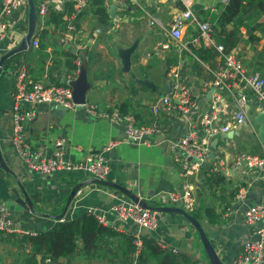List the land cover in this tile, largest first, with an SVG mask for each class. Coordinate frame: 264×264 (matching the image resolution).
I'll list each match as a JSON object with an SVG mask.
<instances>
[{
    "label": "crops",
    "instance_id": "crops-1",
    "mask_svg": "<svg viewBox=\"0 0 264 264\" xmlns=\"http://www.w3.org/2000/svg\"><path fill=\"white\" fill-rule=\"evenodd\" d=\"M32 1L36 6L39 0ZM222 2L223 0H195L193 11L200 20L207 21L211 26L217 25L216 15L219 9L224 8ZM85 6L87 5H82L79 11L85 10ZM177 8L178 3L163 4L156 15L166 24ZM107 9L108 3L105 0V10ZM150 12L154 13L152 10ZM234 13L238 15L239 9ZM143 18L138 11H127L126 19L114 30L108 23L99 27L91 14L82 15L73 25L74 29L78 28L77 33L68 32L66 25L55 30L48 24L37 34V49L28 46L24 51L6 59L8 64L3 66L2 63L0 160L9 173L0 167V207L5 208L11 218L12 229L35 234L48 230L56 222L53 218L62 213L72 188L80 185L63 214V220L75 219L88 210H94L103 217L104 226L120 233L136 234L134 225L119 221L110 210L114 205L129 201L116 190L102 186L88 189L86 184L91 178L79 172L57 171L51 176H43L28 171L17 160L10 146V96L14 81L12 67L14 64H21L29 79L44 86L64 85L78 78L83 79L86 86L84 105L73 110H61L47 104L22 105L23 111L32 113L31 119L22 126L23 141L29 149L49 155L54 140L61 138L63 159L76 162L87 155L100 153L108 143L116 142L113 148L102 153L109 169L105 181L134 192L149 208L180 209L189 216L194 213L197 218L195 220L219 261L222 264H232L242 243L250 237L243 224V210L252 205H264V142L258 137L264 129L263 106L251 93L245 92L244 123L235 131L215 137L211 154L212 159L221 164L217 175L223 179L222 183L209 185V177L213 175L209 174L210 164L207 162L189 180L195 194L192 211L186 212L180 204H169L168 195L179 193L184 181L177 174V166L172 161L175 153L169 151V143L176 142L183 134L186 122L180 116L162 110L153 115L150 106L169 92L165 74L168 68L175 67L191 93L196 109L204 110L209 93L202 95L199 90L205 77L203 65L212 66L215 60L212 58L208 64L197 63L192 56H195L196 50L189 54L178 50L173 42H168L171 47L167 53L160 52L156 48L159 42L153 46L149 44L150 39L152 41L155 36L151 30L158 32V29L148 27ZM92 24L94 27L89 29ZM225 28L231 29L228 26ZM241 31L242 41L235 47L239 49L242 63L246 70L260 72L262 70L255 67L253 62L256 54L264 47V36L250 45L243 42L246 33ZM26 32V18L16 21L0 44V58L18 46ZM192 35L193 28L189 25L184 30L182 43L185 44ZM112 36H117L114 41ZM133 42H136V46L129 58L130 71L137 79L145 78L153 85L154 90L134 84L128 74L120 72L117 50L126 49ZM262 73L264 74L263 71ZM123 104H127V107H122ZM91 107L95 114L109 115L118 111L123 117L133 119L135 125L155 122L160 126V134L154 136L147 146L125 142L123 122H109L95 117L89 113ZM231 110L232 106H229L228 115ZM244 150L252 155L250 157L257 156L263 161L261 169L247 168L244 164L239 167L233 165L234 158L239 156L234 153H242ZM16 180L32 203L33 214L22 210L10 199L13 188L21 198ZM207 209L210 216H218L216 224L208 223L205 217ZM157 212L155 230L141 231L138 238L150 236L167 252L184 255L194 264H209L193 227L180 214ZM262 226L264 228V224ZM21 240L22 237L17 234L10 238L0 234V264H23L28 251L25 253L26 248ZM118 245L115 240H111L108 252H116ZM79 253L78 245L73 257L45 264H108L106 261L78 260ZM36 260L39 264L40 259Z\"/></svg>",
    "mask_w": 264,
    "mask_h": 264
},
{
    "label": "built area",
    "instance_id": "built-area-1",
    "mask_svg": "<svg viewBox=\"0 0 264 264\" xmlns=\"http://www.w3.org/2000/svg\"><path fill=\"white\" fill-rule=\"evenodd\" d=\"M114 6V12L109 18L110 28L117 30L126 13L139 12L145 18L148 27H156L162 42L156 45L162 53L169 51L168 42H173L178 50L192 54L193 50L209 49L214 52V65H203L205 77L200 84V93L208 95L206 108L198 111L196 104L187 86L179 74L177 68L170 67L166 72L169 92L164 94L150 106V112L156 115L159 111L174 113L186 122L183 134L174 143H169V151L174 152L173 163L177 166V174L183 179L179 193L168 195L167 201L171 205L180 204L186 212L192 211L194 206V188L192 182L201 165L210 164L209 174L219 172L220 162L212 159V145L217 135H223L235 131L245 121V92L253 95L255 100L262 104L264 110V66L262 71H248L240 58V52L234 47L229 52H224L223 46L212 36L210 24L200 20L193 11L195 0H106ZM229 0H223L224 7ZM73 3V10L79 11L84 5V0H39L34 5L35 31L29 46L38 48L37 34L42 32L45 24V16L48 10L60 12L63 5ZM178 3L177 8L168 23L163 24L156 15L160 6L167 3ZM154 10L152 14L150 11ZM126 12V13H123ZM27 0H1L0 3V44L7 36V31L16 21L27 20ZM72 24H67L68 32L73 31ZM193 28V35L183 44L182 37L187 26ZM34 34H36L34 36ZM264 42V39H263ZM194 60L201 63L193 54ZM12 75L14 76L11 91V123L10 146L17 160L31 172L43 176H51L57 171L79 172L88 175L91 179L105 181L109 173L107 160L102 155L113 148L117 143H108L100 153L87 155L82 160L69 162L63 159L61 150L63 140H54L53 149L49 155H43L41 151L29 149L23 141L22 126L25 121L31 119L32 113L23 111L22 105L47 104L60 107L64 110H73L77 105L72 102L70 82L64 85L44 86L39 82H33L28 78L21 64H14ZM232 106L230 115L228 108ZM89 113L95 117L103 118L109 122H123L124 141L136 145L147 146L154 136L160 134V126L155 122L147 125H135L130 117H121L117 112L112 114H95L94 108H89ZM226 117V118H225ZM225 118V119H224ZM194 119V122L192 120ZM244 164L247 168L261 169L263 161L257 157L245 155L236 156L233 165L239 167ZM217 165V166H216ZM112 210L121 222L135 226V247L139 248L138 233L151 232L157 226L158 212L143 209L130 201L114 205ZM97 223L104 225L103 217L94 210H88ZM242 220L250 237L245 240L239 253L232 260V264H262L264 251V205H252L242 212ZM63 219L58 222H62ZM0 234L11 237L14 234L22 237L30 233H22L12 229V221L5 208L0 207ZM26 253V250H25ZM48 262V261H46Z\"/></svg>",
    "mask_w": 264,
    "mask_h": 264
},
{
    "label": "trees",
    "instance_id": "trees-1",
    "mask_svg": "<svg viewBox=\"0 0 264 264\" xmlns=\"http://www.w3.org/2000/svg\"><path fill=\"white\" fill-rule=\"evenodd\" d=\"M234 2L237 0H229L224 9L232 7ZM84 4L87 6H85V10H80L81 12H75L72 9L73 3L69 2L63 5L60 12L48 10L45 24H51L56 30L59 26L68 23L75 25L82 15L88 14L94 17V21L99 27L109 24L110 17L105 10V0H84ZM152 11L154 12L153 9ZM239 13V16L242 13L243 15L233 22L231 29H226L221 25H210L212 36L223 46L224 52H229L238 44L240 28L245 29V41L250 45H254L261 36H264V19H259L264 15V0H248L245 10L240 8ZM39 37H41L40 34ZM256 55L253 63L255 67L262 70L264 47ZM195 56L200 62L208 64L214 57V52L209 49H197ZM6 64H8V60L3 62V66ZM121 106L126 108L127 104ZM118 115L123 117V114L119 112ZM222 180L219 175L215 174L209 177L208 182L209 185L211 183L219 184L222 183ZM208 212V209L205 210L208 223L216 224L218 216H210ZM190 215L197 219L194 213ZM111 240H115L119 244L116 252L107 250L111 245ZM21 241L28 251V256L24 259L23 264H37L36 258L40 259L39 264H45L46 261L53 263L59 259L73 257L78 245L80 253L77 258L81 261H106L108 264H121V262L124 264H194L184 255L167 252L150 236L139 237L140 246L136 248L133 235L120 233L111 227L101 225L87 212L75 219L55 222L48 230L26 234L22 236Z\"/></svg>",
    "mask_w": 264,
    "mask_h": 264
},
{
    "label": "water",
    "instance_id": "water-1",
    "mask_svg": "<svg viewBox=\"0 0 264 264\" xmlns=\"http://www.w3.org/2000/svg\"><path fill=\"white\" fill-rule=\"evenodd\" d=\"M27 8H28L27 32H26L24 38L20 41V43L18 44V46L16 48L7 52L2 58H0V69H1V65H2L4 60L8 59L10 56H12L14 54H17L21 51H24L29 46L30 40L33 37V31H34V27H35L36 17H35V10H34V5H33L32 0H27ZM113 11H114V6H112L111 4H108L107 14L110 18L113 15ZM135 46H136V42H133L128 48L117 50V55H118L120 65H121L120 72H122L123 74H128L130 80L134 84L148 88L150 90H154L153 85L150 82H148L145 78L137 79L135 77V74L132 71H130L129 58H130V55L132 54ZM70 87H71L72 102L77 106L84 105V95H85V91H86V86H85L83 79L78 78L74 82L71 81ZM57 108L62 110V108H60V107H57ZM258 137H259L260 141L264 142V129L258 134ZM0 167H1V170H3L6 173H9V171L6 170V168L2 165L1 160H0ZM86 185L89 187L88 189L97 188L99 186L112 188V189L116 190L117 192H119L122 196L127 198L130 202L137 204L139 207H141L143 209H150V210H155V211H159V212H163V213L169 212V213L180 214L196 231L198 238H199V241H200L202 248L206 254V257H207L209 264H222L219 261V259L216 255V253L214 252L213 248L209 244L208 240L206 239L199 223L195 219H193V217L189 216L187 213L183 212L182 210L174 209V208H170V209H168V208H166V209L165 208H149L148 206H146V204L143 201L138 199V197L136 196V194L134 192L127 191V190H125L119 186H116V185L109 183V182H106V181H97V180L91 179V180L87 181ZM16 186L19 188V190L21 192L20 193L21 198L17 194L16 190L13 188V189H11L10 199L17 206H19L22 210L29 211L33 214L34 210L32 208V203L26 197L24 190L20 187L17 180H16ZM80 187H81L80 185H76L72 188V191L69 194V196H68V198L64 204V208H63L62 213L60 215L54 217L53 218L54 221L58 222L59 220L62 219L63 214L66 211L69 203L71 202L75 193L79 190Z\"/></svg>",
    "mask_w": 264,
    "mask_h": 264
},
{
    "label": "rangeland",
    "instance_id": "rangeland-1",
    "mask_svg": "<svg viewBox=\"0 0 264 264\" xmlns=\"http://www.w3.org/2000/svg\"><path fill=\"white\" fill-rule=\"evenodd\" d=\"M248 0H237V2H234V4H233V6L232 7H230V8H228V9H224L223 8V10H221V9H219V11H218V14L216 15V19H215V22H217L216 24H217V26H224V27H226V26H228L229 28H231L232 27V24H233V22L237 19V18H239V17H241L242 15H243V13L239 16V14L237 15V14H235L234 12L237 10V9H240V8H242V10L244 11L245 10V4H246V2H247ZM236 6V9H234V7ZM251 14H252V12H251ZM251 14L250 13H248V15L249 16H251ZM139 15H140V17H141V14L139 13ZM144 19V18H143ZM260 20H262V19H264V15H262V17L261 18H259ZM141 20V19H140ZM144 22H145V19H144ZM220 24V25H219ZM72 27H73V29H74V26L73 25H71ZM94 26H93V24L92 25H89V29H91V28H93ZM228 29V28H227ZM242 30V31H241ZM240 31L241 32H244L245 31V29L244 28H240ZM73 32H75V33H77L78 32V28L77 29H74L73 30ZM151 32H154L155 33V36L152 38V41H151V39H150V42H149V44L151 45V46H153V45H156V43L157 42H161L162 41V38L159 36V32H157L156 30L154 31V29H152L151 30ZM119 33V32H118ZM243 35H245V33H243ZM241 34L239 35V40H238V44H240V40L242 41V38H241ZM117 36H112V38H113V41H114V39L116 38ZM261 37H263V36H261ZM241 38V39H240ZM245 40H243V42H244ZM243 42H241V43H243ZM245 43H247L246 41H245ZM247 44H249V43H247ZM247 150H244L242 153H238V154H235L234 153V155H240V154H242V155H245V156H252V155H250L248 152H246ZM257 157V156H256ZM258 158V157H257Z\"/></svg>",
    "mask_w": 264,
    "mask_h": 264
}]
</instances>
